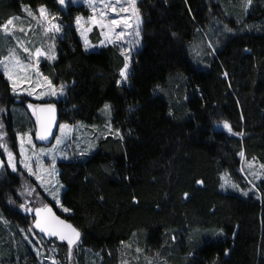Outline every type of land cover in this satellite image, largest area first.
<instances>
[{
	"label": "trees",
	"instance_id": "1",
	"mask_svg": "<svg viewBox=\"0 0 264 264\" xmlns=\"http://www.w3.org/2000/svg\"><path fill=\"white\" fill-rule=\"evenodd\" d=\"M22 4L58 11L56 0H0V25ZM136 8L141 47L127 86L117 84L118 46L84 50L71 23L84 7L63 14L57 56L39 68L66 95L48 102L59 122L99 125L109 102L120 136L57 162L68 214L35 186L33 211L50 203L79 231L71 255L66 241L33 231V212L21 210L33 183L9 170L0 148V264H46L38 258L52 249L57 264H264V180L242 172L246 159L264 165V0H137ZM91 38L99 40L96 27ZM28 103L40 102L13 95L0 71V144L17 158V134L35 133ZM222 121L231 132L214 130ZM221 173L236 190L220 191Z\"/></svg>",
	"mask_w": 264,
	"mask_h": 264
},
{
	"label": "rangeland",
	"instance_id": "2",
	"mask_svg": "<svg viewBox=\"0 0 264 264\" xmlns=\"http://www.w3.org/2000/svg\"><path fill=\"white\" fill-rule=\"evenodd\" d=\"M56 2L58 6V11L54 13L50 12L49 9L45 5H38L34 8H31L26 4H22L21 13L13 17H10L14 19V24L16 26L14 35L5 36L2 32H0V58L8 57L10 50L15 49L16 54L20 57L21 61L23 62V65H28L27 72H20L19 75L21 77L27 76L29 80H22L21 83L18 85L17 92L15 94L12 91L10 82L4 76L5 80L10 85L11 93L13 95L17 97H25V98L34 100L36 102L58 101L59 99H63L65 97L66 86H64V95H60L59 93H57V95L48 94L51 92V89L47 87V82L49 81V79L47 78V81L44 80V77L46 76H44L42 72L40 71L39 64L41 61L52 63L54 59L56 58L57 51L55 48V43H56L55 39L63 35V28L65 26V20H64L63 14H67L68 7L70 5L83 6L86 11V12L81 11L79 13H75L73 16V20L71 21L72 26L77 31L78 38L81 41L84 50L87 52H95V51H98L103 45L108 44V45L118 46L121 50L124 63H125V56L127 55L129 57L128 62H129V75H130L132 55L134 52L138 51L139 48L141 47V34L139 35V37H137L136 31L139 30L140 32L143 19H142V16L138 12V15L141 21L139 25V29H138L136 18L135 16L132 15L131 5L128 3V0H75V3H73L72 0H67V3L65 6H61L58 3V0H56ZM105 4H109L110 5L109 8L105 9L104 8ZM41 6L47 9L49 20H51L52 17L57 18L55 20H51V22L58 23L61 25L62 30L59 34H55L52 32H49L47 34L44 33L43 28L49 27V24L45 22L43 26H41L38 23V18H39L38 9ZM112 6H115L117 8L118 14L113 13L111 11ZM120 7L128 8L129 11L127 13L120 12L119 11ZM102 10L107 13L106 19L108 20L119 19L125 16L129 17L130 27L125 28L123 25H121L116 29L117 32L119 31L125 32L124 40L119 41V42L108 43L107 40L105 39V36L102 35V29L99 27V25L94 24L92 22L90 18L95 17L96 19H99V13ZM29 11L33 13V16L36 17V19H34L33 16L28 15ZM77 17L81 18L79 28L76 23ZM94 27L97 28L98 34H99V40L97 41H93L91 38V32ZM21 28L24 29L23 32L19 30ZM29 29H31V31ZM103 31L107 32V29H104ZM102 40L105 41L103 45H101ZM113 40H114V37H113ZM85 41L88 42L87 50L85 47ZM137 41H139V43H137ZM20 43H22L25 47L31 50V53H32L31 57H29L27 53L23 52L22 47H19ZM36 48H41L42 51L46 53V55L41 56L37 60V58L34 55ZM201 51H202L201 47H198V52L201 53ZM53 52L55 54V58L48 59V56L52 55ZM10 68H11V65H10ZM0 71L4 75V70L2 66H0ZM37 73H39V75H37ZM129 75H128V79L125 81H122L119 85H125V86L129 85ZM118 80H121V77H119ZM53 86L56 89H59L61 85L59 86L53 85ZM33 89H35L34 95H28V92ZM42 93L44 94L42 95ZM37 97H40V98L38 99ZM29 104H32V103H28L27 106ZM105 104H109L111 106L109 102ZM103 106L101 108V114L104 118L102 125H99L97 123L87 124V123H83L79 121L74 122V123H67V122L61 121L58 124V130L53 140L49 143L38 144L34 140L35 136L32 137V135H30L29 133L17 134V144H18L17 147H18L19 157L17 158L13 155L12 163H15V162L18 163L17 166H19V172H20L19 175L25 181L28 182L29 180L34 184V185L25 184L24 189L21 192V196L23 197V200H24V204H23L24 207H21V210L24 213L27 214V213L33 212V207H34L32 203L34 201L33 200L34 195H29L25 191V189L31 188L35 190V186L38 187L50 199V201L54 204L57 210L65 214L69 213V210L67 212L64 211V209L66 208L61 204V194L65 187L58 180L57 162L61 160H70L74 157H83V156L91 155L95 152L97 148V142L99 139L107 135L120 136L119 130L114 129L111 125V122H110L111 110H110V113H106L103 111ZM28 109L31 112H33L32 108L28 107ZM224 123L225 121L214 124V130H223V131L229 132L228 129H225L223 127ZM60 125L66 126L63 132L60 128ZM57 138H60L61 140L59 144L57 143ZM21 140H23V153H21V147H22ZM8 152L4 151L5 160L8 159ZM81 152H85L86 155L81 156L80 155ZM65 156L68 158L65 159L64 158ZM53 161H55V165H54L55 171L54 172L52 171ZM8 164H9V159H8ZM26 164L28 165V167H25ZM2 168L3 166H0V169ZM30 169H31V172L35 173V175L30 173ZM242 172L244 176L246 177V179L252 184H256L262 179L264 180V165L255 159L244 160L242 163ZM37 176H39L41 179L38 180ZM41 180L44 181L45 187L54 186L52 187L53 191L55 190V188L60 189V192H59L60 204L59 205L52 198V196L49 195V193L44 190V187L40 186ZM219 189L222 192L234 191L236 190V185L228 178V176L225 173H221ZM22 237L28 243V240H29L28 233L27 232L24 233ZM34 239L37 242H40L39 239H37L36 237H34ZM1 240L2 238H0V244L2 242ZM36 249H37V254H40L41 252H43L41 248L36 247ZM53 254H54V251L52 249V252L50 253L49 251V255L46 256L45 260L42 258V256H39L38 260L40 262L45 261L46 264H52L53 260H55L53 257ZM15 261L17 262L18 259L16 258Z\"/></svg>",
	"mask_w": 264,
	"mask_h": 264
},
{
	"label": "snow or ice",
	"instance_id": "3",
	"mask_svg": "<svg viewBox=\"0 0 264 264\" xmlns=\"http://www.w3.org/2000/svg\"><path fill=\"white\" fill-rule=\"evenodd\" d=\"M73 3H75V0H72ZM58 3L61 6H65L67 3V0H58ZM128 3L131 5V12L132 15L135 16L136 18V23H137V28L139 29V25L141 23L140 17L138 15V9H136V0H128ZM109 4H105L104 8L107 9L109 8ZM95 11V9H94ZM111 11L113 13H117V8L115 6L111 7ZM120 12L127 13L129 11L128 8L120 7L119 9ZM39 12V18H38V23L43 26V24L46 22L49 24V27H44L43 31L45 34L52 32L55 34H59L62 30L61 25L58 23H52L51 20L57 19L56 17H52L51 20H49V16L47 13V9L43 6H41L38 9ZM118 14V13H117ZM29 16H33V13L31 11L28 12ZM107 13L105 11H101L99 13V19H96L95 17L90 18L94 24H98L99 27L102 29V35L105 36V39L107 40L108 43H113V42H119L124 40L125 38V32L124 31H119L117 32L116 29L123 25L125 28L130 27L129 23V17H121L119 19H106ZM34 19L36 17L33 16ZM80 17H77L76 23L79 28L80 25ZM15 24H14V19L9 18L3 25H0V32H2L5 36L7 35H14L15 32ZM104 29H107V32L103 31ZM21 32L24 31V29H19ZM31 31V29H29ZM230 31V30H229ZM140 32L139 30L136 31V36L139 37ZM114 37V40H113ZM105 43L104 40L101 41V45ZM139 43V41H137ZM19 47H22L23 52L27 53L29 57L32 56L31 50L27 47H25L22 43L19 44ZM85 47L86 50L88 48V42L85 41ZM35 57L37 60L41 57L46 55L44 51H42L41 48H36ZM55 54L53 52L52 55L48 56V59H54ZM129 57L126 55L125 56V63L123 68L120 69L119 75L121 77V80L117 81V84H120L122 81H125L128 79L129 75ZM11 65V68H10ZM0 66L3 67L4 70V76L6 79L10 82L12 91L15 94L17 92L18 85L21 83L22 80H29L27 76L21 77L19 75L20 72H27L28 70V65H23V62L21 61L20 57L16 54V50H10L9 56L8 57H3L0 58ZM39 75V73H37ZM225 75H227L225 73ZM44 80L47 81V77H44ZM47 87L51 89V92L48 93L50 95H57L59 93L60 95H64V86L61 85L59 89H56L50 81L47 82ZM35 89L31 90L28 92V95H34ZM44 93H42L43 95ZM38 99L40 97H37ZM29 108L33 109V114L36 115L37 123L40 125L43 134L38 133V138L43 140L47 138V134L50 132L51 129V123L54 120V109L52 105H37L33 106L32 104L28 105ZM111 106L109 104H105L103 106V111L106 113H110ZM47 112V116L43 117L42 114ZM223 127L225 129H228L229 132H231V128L229 125L225 122ZM60 128L63 132V130L66 128L65 125H60ZM61 142L60 138H57V143L59 144ZM21 153H23V140H21ZM0 148H3L5 152H8L7 146L0 144ZM81 156L86 155L85 152L80 153ZM8 157H9V165L13 168V171L16 170L15 164L12 163L13 161V154L11 152H8ZM67 159L68 157H64ZM55 161H53V169L52 171H55ZM0 166H3V162L0 161ZM25 167H28L26 164ZM30 173L35 175L34 172ZM37 179L40 180L41 178L37 176ZM41 187H44V190L49 193V195L52 196V198L56 201V203L59 205L60 204V199H59V188H55V190H52V187H45L44 186V181L41 180ZM25 191L29 195L36 194L38 196V193H35L34 189L31 188H26ZM185 197H187V194H185ZM21 207H24L23 205ZM27 210V209H26ZM65 212L68 211V209H64ZM36 213V219H35V227L39 228L41 232L45 233L46 235L49 236H54L58 237L61 241H66L67 245L69 247V253L71 255V252L74 248V246L79 242L80 239V233L79 231L73 227L71 224L66 223L64 220H61L59 217H57L53 212L52 209L44 206L43 208H36L35 209ZM31 230V229H29ZM139 251V250H138ZM226 255L228 254L226 250ZM52 264H57L55 260H53Z\"/></svg>",
	"mask_w": 264,
	"mask_h": 264
},
{
	"label": "water",
	"instance_id": "4",
	"mask_svg": "<svg viewBox=\"0 0 264 264\" xmlns=\"http://www.w3.org/2000/svg\"><path fill=\"white\" fill-rule=\"evenodd\" d=\"M37 105H40V106H43V105H52L53 106V109H54V113H53L54 114V120L51 123L50 132L47 134V138L46 139H43V140H41V139L38 138V133L43 134V132H42V129H41L40 125L37 123V119H36V115H35V120H36V124H35L36 127H35V133H34L35 139L38 142H40V143H49V142H51L53 140V138H54V136H55V134H56V132L58 130V124H59L58 110H57L56 104L54 102L45 101V102H40ZM47 115H48L47 112H45V113L42 114L43 117H46ZM45 206L51 208L52 209V212L57 217H59L61 220H64L63 218H61L58 215V213L56 212V209L54 208V206L52 204L48 203ZM43 207L44 206H42L40 208H43ZM35 219H36V213H35V210H34L33 211V220H32V224H31V227H32V229H33L34 232H36L37 234H39L45 240H52V239H58V240H60L58 237L46 235L45 233L41 232L39 228H36L35 227ZM66 223H68V222H66Z\"/></svg>",
	"mask_w": 264,
	"mask_h": 264
},
{
	"label": "flooded vegetation",
	"instance_id": "5",
	"mask_svg": "<svg viewBox=\"0 0 264 264\" xmlns=\"http://www.w3.org/2000/svg\"><path fill=\"white\" fill-rule=\"evenodd\" d=\"M8 159H9V157H8ZM8 159H6V160L4 159V161H5L6 166L9 168V170L11 172H18L19 171V166H17L18 163H16V162L14 163L16 165V167H15L16 170L13 171V168L8 164Z\"/></svg>",
	"mask_w": 264,
	"mask_h": 264
}]
</instances>
